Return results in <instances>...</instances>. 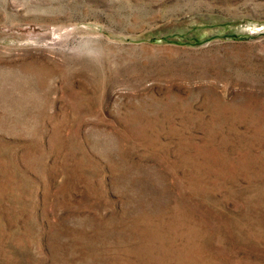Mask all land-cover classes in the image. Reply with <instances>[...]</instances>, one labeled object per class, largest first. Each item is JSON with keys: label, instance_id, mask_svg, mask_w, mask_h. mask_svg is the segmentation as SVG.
<instances>
[{"label": "rangeland", "instance_id": "rangeland-1", "mask_svg": "<svg viewBox=\"0 0 264 264\" xmlns=\"http://www.w3.org/2000/svg\"><path fill=\"white\" fill-rule=\"evenodd\" d=\"M0 264H264V0H0Z\"/></svg>", "mask_w": 264, "mask_h": 264}]
</instances>
